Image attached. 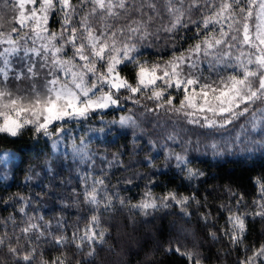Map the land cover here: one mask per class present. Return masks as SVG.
<instances>
[{
    "label": "snow or ice",
    "instance_id": "1",
    "mask_svg": "<svg viewBox=\"0 0 264 264\" xmlns=\"http://www.w3.org/2000/svg\"><path fill=\"white\" fill-rule=\"evenodd\" d=\"M0 141L4 264H264V0H0Z\"/></svg>",
    "mask_w": 264,
    "mask_h": 264
},
{
    "label": "trees",
    "instance_id": "2",
    "mask_svg": "<svg viewBox=\"0 0 264 264\" xmlns=\"http://www.w3.org/2000/svg\"><path fill=\"white\" fill-rule=\"evenodd\" d=\"M28 138L25 137V140ZM7 147H14L8 144L7 141H0V150ZM256 171L259 170V165H257ZM224 175L230 177L235 184L241 185L242 188L247 189L248 177L251 175L248 167L239 165H229L227 169L224 170ZM12 191H16V187L13 186ZM133 196L136 195L135 192L132 193ZM128 210L124 211L119 220H124L127 222ZM140 217H136L137 224L135 228L128 227L124 232L121 233V237L118 238L115 232L112 233L113 241L116 242V247L114 252H109L105 250L101 253L97 264H151L154 260L156 264H180V260L177 257H163L159 254L153 255V249L155 248V241L150 236V231L143 227L139 223ZM83 227V223H81ZM264 232V226L256 224L252 226L250 231L249 240L257 241ZM167 239V236H165ZM204 255L208 257L211 264H233L236 259V255L233 254L227 261L223 258L218 262L216 260L215 250L209 252L207 246H205ZM0 264H4L2 255H0Z\"/></svg>",
    "mask_w": 264,
    "mask_h": 264
}]
</instances>
